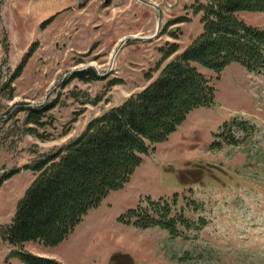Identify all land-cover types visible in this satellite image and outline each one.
Returning a JSON list of instances; mask_svg holds the SVG:
<instances>
[{
	"label": "rangeland",
	"instance_id": "374dc122",
	"mask_svg": "<svg viewBox=\"0 0 264 264\" xmlns=\"http://www.w3.org/2000/svg\"><path fill=\"white\" fill-rule=\"evenodd\" d=\"M149 1L162 10L159 29L153 6L139 0H0V61L1 42L7 46L0 64V175L23 169L0 176V229L34 174L22 165L63 149L90 119L157 77L202 31L193 8L206 0ZM239 16L264 28L262 11ZM124 35L130 39L121 46ZM33 41L21 73L8 79ZM172 44L178 50L161 58ZM88 64L96 75L106 73L97 80L70 77L73 67ZM200 71L216 87L213 104L193 108L167 140L142 154L128 182L107 192L59 243L36 238L11 245L0 232V264H26L19 252L28 251L57 264H110L109 253L119 250L132 261L117 264H264V71L238 62L219 74ZM185 167L198 169L186 174ZM69 181L64 187L72 193ZM57 191L60 202L63 190ZM129 206L145 207L161 222L172 218L174 227L140 225L146 215H129ZM34 220L31 230L41 225Z\"/></svg>",
	"mask_w": 264,
	"mask_h": 264
},
{
	"label": "trees",
	"instance_id": "16d2710c",
	"mask_svg": "<svg viewBox=\"0 0 264 264\" xmlns=\"http://www.w3.org/2000/svg\"><path fill=\"white\" fill-rule=\"evenodd\" d=\"M203 7L200 21L204 26L199 37L167 62L157 79L138 94L127 97L122 105L113 106L106 113L90 119L82 133L66 143L63 149L25 164L37 173L16 201L14 214L3 228V235L11 245L36 238L45 243L63 239L80 215L96 204L107 189L122 185L129 171L139 162L141 152L155 140H165L164 136L180 118V124L185 120L183 115L187 109L204 101L210 102L212 88L200 74V64L217 74L229 60L242 64L249 71H257L254 68L263 65L260 45L264 44V32L238 20L233 12L240 9L264 12V0H209ZM247 38L256 43L250 44ZM174 47L171 46L166 54H171ZM86 72H89L88 78L97 79L91 70ZM178 86L182 90L177 94L175 87ZM28 119L37 121L32 114ZM66 178L73 184L70 187L73 194L64 187ZM58 188L63 190L64 199L60 202ZM48 199L50 201H45ZM133 210L131 208L127 213L131 215ZM134 213L138 215L136 210ZM142 213L146 218L140 225L158 221L172 229L166 220H155L146 208ZM31 219L41 224L40 227L29 229ZM20 254L26 264H57L29 251ZM111 260L110 264L132 261L130 255L122 251L113 253Z\"/></svg>",
	"mask_w": 264,
	"mask_h": 264
},
{
	"label": "bare ground",
	"instance_id": "6f19581e",
	"mask_svg": "<svg viewBox=\"0 0 264 264\" xmlns=\"http://www.w3.org/2000/svg\"><path fill=\"white\" fill-rule=\"evenodd\" d=\"M139 1H141V0H139ZM145 1H147V2H145ZM144 2L143 1H141V2H143V3H145V4H147V3H150V1L149 0H145ZM151 3H153V2H151ZM153 5L154 6H156V4H154L153 3ZM160 11V10H159ZM161 12V11H160ZM263 12V11H262ZM161 23V20H159V24ZM157 24V23H156ZM160 26H161V24H160ZM160 26L158 27V24H157V28L159 29L160 28ZM158 31V30H157ZM154 35H156V34H154ZM128 39H130V37H127V38H125L124 39V41H126V40H128ZM142 39H145V38H142ZM121 44V43H120Z\"/></svg>",
	"mask_w": 264,
	"mask_h": 264
},
{
	"label": "water",
	"instance_id": "95a60500",
	"mask_svg": "<svg viewBox=\"0 0 264 264\" xmlns=\"http://www.w3.org/2000/svg\"><path fill=\"white\" fill-rule=\"evenodd\" d=\"M141 1H145V0H141ZM145 2H147V1H145ZM148 4V3H147ZM150 4H153V3H151V1H150ZM154 6V5H153ZM158 12H159V15H158V21H157V24H158V27L160 26V24H159V20H160V17H161V12L158 10Z\"/></svg>",
	"mask_w": 264,
	"mask_h": 264
},
{
	"label": "crops",
	"instance_id": "0c3cea01",
	"mask_svg": "<svg viewBox=\"0 0 264 264\" xmlns=\"http://www.w3.org/2000/svg\"><path fill=\"white\" fill-rule=\"evenodd\" d=\"M34 16H37V18H39L38 21H40L44 19L47 15H34Z\"/></svg>",
	"mask_w": 264,
	"mask_h": 264
}]
</instances>
